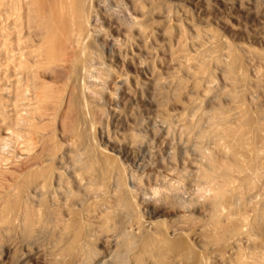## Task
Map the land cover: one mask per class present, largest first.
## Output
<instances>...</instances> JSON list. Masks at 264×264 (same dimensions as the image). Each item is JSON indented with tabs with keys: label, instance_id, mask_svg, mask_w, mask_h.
<instances>
[{
	"label": "rangeland",
	"instance_id": "rangeland-1",
	"mask_svg": "<svg viewBox=\"0 0 264 264\" xmlns=\"http://www.w3.org/2000/svg\"><path fill=\"white\" fill-rule=\"evenodd\" d=\"M112 3L102 26L116 43L99 44L104 78L87 79L93 86L81 97L100 114L74 135L68 111L61 122L53 112L34 117L36 96H66L71 65L83 58L68 41V19L59 25L55 10L49 46L32 0H0V264H264V0ZM120 5L132 29L117 25ZM45 48L67 63L35 92L29 75L44 71ZM34 158L69 186L74 172L84 182L120 172L143 234L109 229L86 254L63 256L37 215L53 203L19 187ZM107 216L111 226L124 220ZM156 222L169 240L157 242Z\"/></svg>",
	"mask_w": 264,
	"mask_h": 264
},
{
	"label": "bare ground",
	"instance_id": "bare-ground-1",
	"mask_svg": "<svg viewBox=\"0 0 264 264\" xmlns=\"http://www.w3.org/2000/svg\"><path fill=\"white\" fill-rule=\"evenodd\" d=\"M141 2L144 0H140ZM33 8L35 9V18L38 22L39 37L43 43H48L51 46L53 37L50 35L51 18L56 9L57 16L60 18L59 25L65 19H68L72 27V34L68 38L69 43L77 46V50L83 54L80 62L72 63L71 78L68 84L66 96L57 97L54 91L50 94H38L37 101L41 100L35 112V120L43 121L53 112L57 117V121L64 120L63 115L68 111L70 117L67 129L74 135H78L81 130V125L87 122H95L100 111L93 105L86 101L82 104L81 97L87 94L86 89L92 88L93 85L86 83L87 79L103 80L105 75V67L107 66L101 59L100 43H116L114 38L104 34L102 17L103 11H111L113 8L112 0H32ZM16 6V5H15ZM14 6H12L13 8ZM122 5L114 10L117 25L127 26L131 28L136 23L134 18H127L122 15ZM9 7V9H12ZM145 6H141L140 11L146 14ZM67 14V18L64 17ZM104 37V38H102ZM101 45V44H100ZM48 46V48H49ZM43 59L39 63V68L44 71L36 69L30 73V77L34 80L33 88L35 92L40 86L41 76L50 73L52 76H59L64 65L67 63L65 59H60L56 54L45 48L43 52ZM64 56V55H63ZM98 63L101 68L96 70H88L87 67H94ZM107 71V70H106ZM44 72V73H43ZM53 92V93H52ZM95 93V92H93ZM76 109V110H74ZM61 122V121H60ZM38 131V129H37ZM15 140L18 135H14ZM13 136V137H14ZM42 139L44 138L41 137ZM18 140V139H17ZM35 159V158H34ZM53 160V157L51 158ZM259 158L252 160L251 166L248 167L249 172L255 173L257 171ZM34 161V160H33ZM31 161V162H33ZM94 163V162H93ZM91 162L85 163L87 168L91 167ZM41 160L36 158L32 164V170L24 171L21 179L20 189L31 191L34 195L41 198L42 201H50L51 208L45 211H39V222L42 224V229L49 227L50 235L56 243L57 249L63 243L60 253L65 257H79L86 254L94 245V239L99 233L111 230L116 236L125 239L131 236L143 234V227L140 223L134 224V209L130 203V192L124 189L122 174L120 172L101 171V175L95 179L91 178L85 180L81 175L74 172L71 179L73 180L71 186L65 185L64 177L54 174V172H43L44 168ZM23 168V167H22ZM22 171V169H21ZM91 172L97 173V170L91 169ZM94 176V174H93ZM92 176V177H93ZM215 173L207 175L208 179H213ZM159 201H167L169 195L155 193ZM108 213H114L122 218L123 221L117 222L114 225H108L110 218ZM118 218L117 216H115ZM162 222L150 224V230L154 235H159L160 240H166L170 234L163 235L162 227L159 226ZM109 230V231H110ZM179 230L174 229V236ZM114 236V237H116ZM96 240V239H95ZM169 240V239H167ZM153 244H157L153 239ZM61 243V244H60ZM157 246V245H156ZM207 249L206 247H202ZM166 249V250H165ZM174 246L164 248L165 251L174 250ZM90 264V263H87ZM95 264H100L95 263ZM117 264H124L122 259L117 261Z\"/></svg>",
	"mask_w": 264,
	"mask_h": 264
}]
</instances>
